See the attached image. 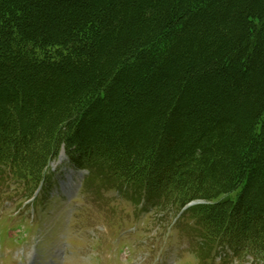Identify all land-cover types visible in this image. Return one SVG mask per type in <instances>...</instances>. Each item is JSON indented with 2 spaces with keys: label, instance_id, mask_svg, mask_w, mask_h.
Returning a JSON list of instances; mask_svg holds the SVG:
<instances>
[{
  "label": "trees",
  "instance_id": "1",
  "mask_svg": "<svg viewBox=\"0 0 264 264\" xmlns=\"http://www.w3.org/2000/svg\"><path fill=\"white\" fill-rule=\"evenodd\" d=\"M62 147L264 264V0H0L1 177Z\"/></svg>",
  "mask_w": 264,
  "mask_h": 264
},
{
  "label": "rangeland",
  "instance_id": "2",
  "mask_svg": "<svg viewBox=\"0 0 264 264\" xmlns=\"http://www.w3.org/2000/svg\"><path fill=\"white\" fill-rule=\"evenodd\" d=\"M51 170L49 186L29 200L22 183L0 173V264H256L202 250L189 212L109 173L89 171L83 182L88 171L64 151Z\"/></svg>",
  "mask_w": 264,
  "mask_h": 264
}]
</instances>
